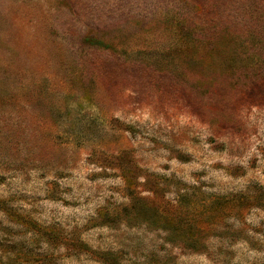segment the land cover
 <instances>
[{
  "label": "rangeland",
  "instance_id": "374dc122",
  "mask_svg": "<svg viewBox=\"0 0 264 264\" xmlns=\"http://www.w3.org/2000/svg\"><path fill=\"white\" fill-rule=\"evenodd\" d=\"M0 264H264V0H0Z\"/></svg>",
  "mask_w": 264,
  "mask_h": 264
}]
</instances>
